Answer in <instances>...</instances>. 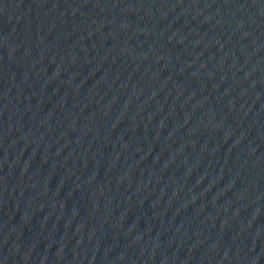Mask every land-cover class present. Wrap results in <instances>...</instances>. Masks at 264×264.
Returning <instances> with one entry per match:
<instances>
[{
    "label": "water",
    "instance_id": "1",
    "mask_svg": "<svg viewBox=\"0 0 264 264\" xmlns=\"http://www.w3.org/2000/svg\"><path fill=\"white\" fill-rule=\"evenodd\" d=\"M0 264H264V0H0Z\"/></svg>",
    "mask_w": 264,
    "mask_h": 264
}]
</instances>
